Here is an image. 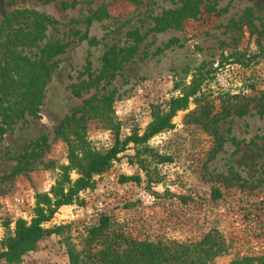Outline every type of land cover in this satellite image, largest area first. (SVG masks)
<instances>
[{
  "label": "rangeland",
  "instance_id": "rangeland-1",
  "mask_svg": "<svg viewBox=\"0 0 264 264\" xmlns=\"http://www.w3.org/2000/svg\"><path fill=\"white\" fill-rule=\"evenodd\" d=\"M23 10L45 16L41 45L61 47L38 116L0 135V249L39 207L41 226L54 231L18 264H91L86 229L102 218L109 231L200 253L205 264H260L264 0H0L1 42ZM86 98L99 104L88 141L117 150L89 187L57 204L79 174L61 176L67 145L54 128ZM32 150L42 163L1 179Z\"/></svg>",
  "mask_w": 264,
  "mask_h": 264
},
{
  "label": "trees",
  "instance_id": "trees-1",
  "mask_svg": "<svg viewBox=\"0 0 264 264\" xmlns=\"http://www.w3.org/2000/svg\"><path fill=\"white\" fill-rule=\"evenodd\" d=\"M18 16L23 18L22 25L19 28L7 29L4 42L0 41V48L3 50V61L0 63V135L6 128L26 116H38L52 69V56L57 52V48L61 47V44L54 42L41 45L43 24L46 20L43 14L23 10L15 12L12 18L16 19ZM32 49L35 51H31ZM98 107V103L93 104L91 98H86L81 110L64 117L54 128L55 137L63 138L67 145L69 164L62 167L61 176L69 169H75L79 174L68 187V193L63 195L57 204L68 202L72 194L89 187L92 176L103 172L115 156L116 145L100 151L91 146L87 139L85 122L89 117L88 112H96ZM237 110L238 113L244 114L248 107L240 105ZM78 111L80 115H77ZM228 113L229 111H226L224 115ZM214 133L217 134L216 131ZM35 151L23 153L20 159H25L26 156H29V159L19 161L1 179L9 181L42 163V159H39L41 153ZM232 177L241 181L236 173ZM65 182L70 183L67 176ZM62 185L60 183L58 188ZM52 212L53 210H50V213ZM35 214L36 217L30 224L17 220L13 235L4 238L0 249V264H18L21 255L33 249L37 239L54 231L52 227L41 226V222L47 218L43 209L36 207ZM84 241L88 254L86 258L90 259L91 264H165L174 260L177 264H205L200 253L195 252L189 256L187 250L180 251V248L174 245L157 246L153 242L138 241L109 231L107 218H102L97 225L87 228ZM250 260L246 257L238 258L232 264H245ZM257 260L264 264V257ZM70 264H74L72 257Z\"/></svg>",
  "mask_w": 264,
  "mask_h": 264
}]
</instances>
